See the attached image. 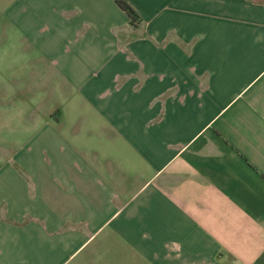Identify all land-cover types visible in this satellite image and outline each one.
I'll use <instances>...</instances> for the list:
<instances>
[{
	"label": "crops",
	"instance_id": "1",
	"mask_svg": "<svg viewBox=\"0 0 264 264\" xmlns=\"http://www.w3.org/2000/svg\"><path fill=\"white\" fill-rule=\"evenodd\" d=\"M0 0V264H264V0Z\"/></svg>",
	"mask_w": 264,
	"mask_h": 264
},
{
	"label": "trees",
	"instance_id": "2",
	"mask_svg": "<svg viewBox=\"0 0 264 264\" xmlns=\"http://www.w3.org/2000/svg\"><path fill=\"white\" fill-rule=\"evenodd\" d=\"M115 3L128 16L129 23L136 26L139 22V15L134 8L126 0H115Z\"/></svg>",
	"mask_w": 264,
	"mask_h": 264
}]
</instances>
